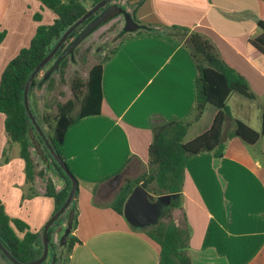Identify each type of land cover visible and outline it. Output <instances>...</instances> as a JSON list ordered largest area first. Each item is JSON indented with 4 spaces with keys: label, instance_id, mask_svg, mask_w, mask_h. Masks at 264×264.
I'll return each instance as SVG.
<instances>
[{
    "label": "crops",
    "instance_id": "1",
    "mask_svg": "<svg viewBox=\"0 0 264 264\" xmlns=\"http://www.w3.org/2000/svg\"><path fill=\"white\" fill-rule=\"evenodd\" d=\"M146 3L148 9L139 19H145L154 32L130 33L119 42L104 63L101 113L81 119L65 136V158L78 181L71 204L77 214L72 235L80 240L67 264H160L159 247L110 206L126 181L148 168L152 128L195 117L198 72L184 42L170 36L173 26L209 38L256 95L254 100L239 94L229 98L223 136L236 121L261 132L264 55L250 41L261 34L258 22L264 21V0ZM35 14L45 25L55 19L37 0H0V33L5 32L0 80L8 63L30 45L39 24ZM216 114L217 109L209 106L190 127L193 136L187 141L208 130ZM4 122L0 113V161L9 142ZM31 152L34 160L33 148ZM52 181L58 191L66 185L60 177ZM35 189L36 196L24 198L25 164L12 145L8 162L0 164V202L11 219L23 221L32 233L43 230L55 210L39 177ZM182 194V206L161 220L171 219L190 229L192 264H264V137L254 146L238 137L229 139L221 159L211 152L190 157ZM0 264L9 263L0 259Z\"/></svg>",
    "mask_w": 264,
    "mask_h": 264
},
{
    "label": "trees",
    "instance_id": "2",
    "mask_svg": "<svg viewBox=\"0 0 264 264\" xmlns=\"http://www.w3.org/2000/svg\"><path fill=\"white\" fill-rule=\"evenodd\" d=\"M37 1L49 9L55 15V19L52 24L45 25L41 23L42 17L40 14L34 15V20L39 24L30 45L27 48H23L8 63L2 73L0 80V113L5 116L4 125L9 142L4 150L0 164L8 162L11 146L18 144L19 156L25 164L26 183L28 184V190L24 194V198H31L38 194L35 189V179L45 175L42 171L37 170V165L32 158L31 148L34 147V144L29 133V129L32 128L35 140L40 142L44 155L48 159L46 166L52 168L66 183L65 187L58 191L53 181L47 180L45 196L54 200L55 214L62 207L68 196L71 181L55 163L42 139L34 130L24 106V89L30 75L54 48L63 33L100 0H87L92 3L90 7L85 4L86 0H70L67 3L61 0ZM94 16L89 18L68 37L53 60L60 56L68 44L76 38ZM133 18L135 17L133 16ZM258 27L261 30V34L250 42L253 47L264 55V21H259ZM172 31L170 36L177 42H184L198 72L196 80V114L191 121L170 120L152 128L153 138L148 149L147 171L134 180H127L125 186L121 188L110 206L120 215H123L124 204L134 187L142 185L149 193L155 196H177L163 217L170 216L174 208L182 206L185 165L190 157L211 152L216 159H221L224 156L229 139L238 137L246 145L254 146L261 137H264V98L261 132L254 130L243 122L236 121L235 128L225 137L223 136L222 132L229 112L227 105L229 98L233 94H239L247 99L254 100L256 95L247 79L222 59L219 50L209 38L197 31L191 32L187 28L178 26H173ZM150 32H154V29L151 26L144 25L143 29L135 34ZM124 34L125 36L120 43L133 35L125 32ZM4 37L5 32L0 33V43ZM114 52L115 50L113 49L110 55L91 68L87 80L84 81L78 78L73 80L71 85L73 98L63 104H58L56 115L52 116L51 114L43 113L40 118L36 117L49 143L62 157L70 171L71 168L64 154L66 133L71 126L81 119L101 113L104 63ZM51 62L47 66L52 65ZM67 63L68 58H65L60 64L59 72L62 73ZM44 76L45 74L39 81L37 80L39 74L36 76L30 88L29 99H31L32 92L38 84H43L47 81L49 87H52V77L44 80ZM209 106L217 109V114L211 127L192 140L185 141L192 124L201 120ZM76 108H78V115L73 117V112ZM70 208L75 210L72 231L67 236L66 244H61L59 240L60 247L65 248L69 255L74 245L80 243V240L72 235L77 227L76 207L71 205ZM66 219L68 220V211L49 230V237L53 244L54 252L57 251V244L54 242L55 234L61 231ZM137 231H142L159 247L160 264H192L188 254L191 231L187 226L179 227L170 219L169 221L160 220L158 225L154 227ZM42 233L43 230L38 233H32L26 223L19 219H11L0 202V241L15 259L25 263L40 258L43 253ZM21 234H23L22 237ZM69 255L62 262L60 258L55 256L54 261L51 260L49 263L46 260L43 264H67ZM0 256L12 264L1 252Z\"/></svg>",
    "mask_w": 264,
    "mask_h": 264
},
{
    "label": "water",
    "instance_id": "3",
    "mask_svg": "<svg viewBox=\"0 0 264 264\" xmlns=\"http://www.w3.org/2000/svg\"><path fill=\"white\" fill-rule=\"evenodd\" d=\"M114 0H100L98 3L94 4L89 10L84 14L80 19H78L71 27H69L61 36L59 41L55 44L54 48L50 53L37 65L33 73L30 75L24 89V106L28 117L32 123L34 130L38 133L42 142L45 144L47 150L49 151L51 157L58 165L63 173L70 179L71 188L69 190L68 196L62 205V207L47 221L43 228L42 239H43V253L40 258L31 261V262H20L15 259L7 248L0 241V252L12 263V264H43L49 257V254L52 253L53 261L55 260V252L53 249V244L50 241L49 230L55 224V222L63 216L66 211H68V220L66 226V232L64 236L60 239L61 244L65 242L67 236L71 233L73 222L75 218V210L70 208L75 195L78 191V181L73 173L69 170L67 164L62 159V157L53 149L49 140L47 139L39 121L33 114L32 108L29 103V92L33 81L36 76L40 74L44 68L50 63L60 48L67 41L68 37L81 25H83L89 18L103 9L105 6L110 4ZM141 0H133L132 3H139ZM122 15L125 20L124 32L125 33H134L141 29V26L136 22L130 12L125 8L118 6L116 4H111L95 19L91 20L76 36V38L68 44L60 56L53 62V65L47 70L44 76V80L50 78V76L57 70H59L61 62L68 56L74 53V50L92 33L98 30L103 24L114 19L116 16ZM30 138L33 141L34 148L38 154H43V149L38 140H35V135L33 129H29ZM44 160L48 159L43 154ZM176 195H162L155 196L149 193L142 185H137L132 190L131 194L127 198L123 215L127 222L137 230H144L147 228L154 227L158 225L159 221L163 218L165 213L168 211L171 204L176 200Z\"/></svg>",
    "mask_w": 264,
    "mask_h": 264
},
{
    "label": "rangeland",
    "instance_id": "4",
    "mask_svg": "<svg viewBox=\"0 0 264 264\" xmlns=\"http://www.w3.org/2000/svg\"><path fill=\"white\" fill-rule=\"evenodd\" d=\"M61 1L67 3L70 0ZM132 2L133 0L112 1V3L118 5H125L126 10L135 17L134 20L141 26L147 25V21L145 19H139V17L147 11L148 3H146V0L136 4ZM85 4L87 5V7H90L92 5V3L87 0L85 1ZM124 26L125 20L122 15L116 16L114 19L103 24L98 30L87 37L74 50V53L72 55L66 57L68 58V63L62 73L57 70L50 76L53 80L52 87H49L48 82L46 81L43 84H38L34 88L31 99H29V103L30 106H32V111L35 117H39L43 113H48L54 116L57 114L58 104H63L69 99L73 98V93L71 90L73 80L77 78L84 81L87 80L91 67L94 64L101 62L106 56L110 55V52L117 47L121 39L124 37ZM54 61L55 60H53L51 64ZM51 66L52 65H49L44 68V70L39 74V77L37 79L38 81ZM231 108H233L232 104ZM77 115L78 108H76L73 112V117H77ZM191 136H193V131L188 132L187 136L185 137V141L190 139ZM13 148L19 149V145L13 144ZM32 148L34 162L37 165V170L42 171L45 175L44 177H39V183L46 184L48 179L58 182L60 176L56 174L52 168L46 166L47 161L43 158L44 153L38 154L36 152V149L34 147ZM255 153L258 152L255 151ZM146 171L147 169H143L141 175ZM66 221L67 219L64 222ZM65 232L66 227H61V231L57 232V234H59V238H56V240L54 241L57 244V251L55 252V256L57 258H60L61 262L66 260L69 255L68 251L65 248L60 247L59 244V240L64 236ZM66 242L67 239L65 240L64 244H66ZM0 259L4 260L2 257H0ZM51 260H53L52 253L49 254L47 262L50 263Z\"/></svg>",
    "mask_w": 264,
    "mask_h": 264
},
{
    "label": "flooded vegetation",
    "instance_id": "5",
    "mask_svg": "<svg viewBox=\"0 0 264 264\" xmlns=\"http://www.w3.org/2000/svg\"><path fill=\"white\" fill-rule=\"evenodd\" d=\"M111 4H115V3H110V4H108L107 6H109V5H111ZM116 5H118V4H116ZM107 6H105L103 9H101L100 11H99V13H96L95 14V16H94V18L93 19H95L96 17H98L106 8H107ZM118 6H121V7H123V8H125V5H118ZM126 9V8H125ZM92 19V20H93ZM52 65H53V63H52Z\"/></svg>",
    "mask_w": 264,
    "mask_h": 264
}]
</instances>
